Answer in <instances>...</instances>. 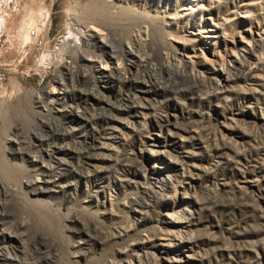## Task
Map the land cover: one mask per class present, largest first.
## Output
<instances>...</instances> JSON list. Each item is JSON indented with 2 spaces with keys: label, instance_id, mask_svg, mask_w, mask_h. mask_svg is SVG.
I'll use <instances>...</instances> for the list:
<instances>
[{
  "label": "rangeland",
  "instance_id": "374dc122",
  "mask_svg": "<svg viewBox=\"0 0 264 264\" xmlns=\"http://www.w3.org/2000/svg\"><path fill=\"white\" fill-rule=\"evenodd\" d=\"M117 1L0 0V264H264V0Z\"/></svg>",
  "mask_w": 264,
  "mask_h": 264
},
{
  "label": "bare ground",
  "instance_id": "6f19581e",
  "mask_svg": "<svg viewBox=\"0 0 264 264\" xmlns=\"http://www.w3.org/2000/svg\"><path fill=\"white\" fill-rule=\"evenodd\" d=\"M121 1H125V0H118L117 3L119 4ZM136 1V0H135ZM151 1V4L150 5L151 7H153L152 9L155 10V12H158V11H161V13L163 14H166L167 12L171 11V10H176L177 7H178V0H150ZM142 2H144L145 4L148 2L149 3V0H142ZM141 2V3H142ZM165 2V5H163V3ZM122 4V3H121ZM109 5V4H108ZM113 7V6H112ZM203 8L202 6H199L197 4V0H192V2H190L189 6L187 8H184L183 11L181 12H178L176 13L175 12V15L173 16V20L174 22H176L177 24H180V23H184L183 27H186V26H189V24H191V21H192V18L195 17L196 15H198L199 13V9ZM104 9V8H103ZM110 9V8H109ZM121 9V8H120ZM89 10V9H88ZM91 10V9H90ZM112 10V9H111ZM104 11V10H103ZM101 12V10H100ZM154 12V11H153ZM101 14V13H100ZM106 15V14H104ZM111 15V14H110ZM109 15V16H110ZM108 16V17H109ZM115 17V16H114ZM76 18V17H75ZM74 18V21H72L70 24L71 26V30L70 32L74 33L75 31V34L78 32L79 34H76L77 37H69L68 39V36L67 38H65V40H70L66 43L65 41V46H67V48H73V47H79V46H87V45H90V42L91 40L95 37V34H91L88 33V31L90 29H85L83 26H81L82 24ZM105 39V43L108 44V42H110L108 39L106 40ZM79 41V42H78ZM76 43V45H73L74 43ZM253 42L254 44L256 45H259L261 44V39L259 38H254L253 39ZM73 43V44H72ZM110 44V43H109ZM133 44L136 45L135 49L131 47V49L129 50L128 53H133L135 52L134 50H136L140 55H131V58L134 59V67H136L135 69L138 70L136 71L137 73H141L143 70H142V67H144V61H147V58L150 57L149 54L146 53V55H142L141 54V50L143 47V42L140 41L139 39L135 38L133 40ZM64 46V47H65ZM81 46V47H82ZM83 46V47H85ZM113 45H111V48ZM184 46L187 48L189 45L188 43H184ZM115 48V47H114ZM252 48V47H251ZM70 49V50H71ZM74 49V48H73ZM194 49V48H193ZM78 50V48H77ZM82 50V49H81ZM68 49H66L64 52H65V55L66 57H71V54L69 52H67ZM74 51V50H73ZM211 51V50H210ZM84 54V53H83ZM82 53L78 54L77 56H79V58H82V57H85V55H83ZM221 53H218L216 52L215 50H212V55H215V56H218L220 55ZM74 55V54H73ZM72 55V56H73ZM200 56H202L203 60H205L206 62L208 60H212L214 61V57H210L207 53V50H202L200 52ZM99 59V58H98ZM101 61V59H99ZM105 60V59H104ZM167 60V59H166ZM217 60V59H216ZM215 60V61H216ZM107 61V60H106ZM104 62V61H103ZM62 65H64V67H66V69L68 70L69 72V77H70V81H71V85L69 88V85L68 83L64 80L65 77L63 75H59V77L55 80L56 84L55 83H52L47 89L44 90L43 94H40L38 95V101H45L48 97H53L55 93H57V90L58 89H64L65 90V95H69L70 93H72L73 91H76V90H80L82 93L86 94L87 96L91 95V94H94L96 91H97V85H93V86H90L88 88H79L77 83H78V76L75 75V66L73 64H70L67 60H62ZM171 63L169 61H163V65L166 66V68L170 71V77L169 78H172L171 75H173V71L176 70V73H179L181 70H179V68H176L175 70L174 67H172L170 65ZM156 70V68L154 69V66L152 69H149L146 71V74H138L137 75V80L140 81V82H144V83H147V81H149V79L151 77H154L153 75V72ZM86 71L84 70L83 74L86 75L85 73ZM104 77H114V75H112L111 73L109 74H104ZM58 83V84H57ZM65 86V87H63ZM63 93V92H62ZM57 96V95H56ZM11 100V99H10ZM9 100V101H10ZM0 101L2 103H6L8 105H6L7 109L9 111H7L8 113H10V118H9V126L10 125H13V123L18 119V118H21L20 116V110H16V112H14L12 110V108H10V103L8 102V99H0ZM11 102V101H10ZM12 113H11V112ZM23 116V122L25 123L26 121H30V118L28 116ZM60 161L63 162L62 159H60ZM13 163L10 162L9 158H7L6 154H5V150L4 148L0 145V176H2V178H10L12 179L14 177V174H13ZM3 205V204H2ZM2 213V211H0V214ZM5 235V230H3L1 233H0V237Z\"/></svg>",
  "mask_w": 264,
  "mask_h": 264
},
{
  "label": "built area",
  "instance_id": "2783aa9c",
  "mask_svg": "<svg viewBox=\"0 0 264 264\" xmlns=\"http://www.w3.org/2000/svg\"><path fill=\"white\" fill-rule=\"evenodd\" d=\"M32 32L34 33L35 31H34V30H32Z\"/></svg>",
  "mask_w": 264,
  "mask_h": 264
}]
</instances>
